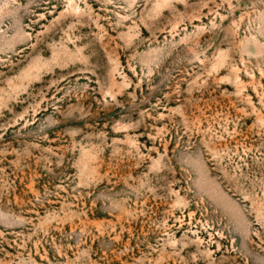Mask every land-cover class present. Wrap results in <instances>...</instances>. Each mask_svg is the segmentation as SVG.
I'll use <instances>...</instances> for the list:
<instances>
[{
    "label": "rangeland",
    "instance_id": "374dc122",
    "mask_svg": "<svg viewBox=\"0 0 264 264\" xmlns=\"http://www.w3.org/2000/svg\"><path fill=\"white\" fill-rule=\"evenodd\" d=\"M0 264H264V0H0Z\"/></svg>",
    "mask_w": 264,
    "mask_h": 264
}]
</instances>
